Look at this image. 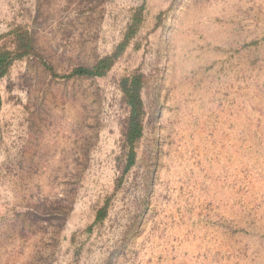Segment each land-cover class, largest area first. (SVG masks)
<instances>
[{
	"label": "rangeland",
	"instance_id": "1",
	"mask_svg": "<svg viewBox=\"0 0 264 264\" xmlns=\"http://www.w3.org/2000/svg\"><path fill=\"white\" fill-rule=\"evenodd\" d=\"M193 1L0 0V51L13 50L18 30L32 46L0 80V264L127 263L144 233L168 224L178 233L179 217L154 215L168 192L178 205V180L168 185L164 172L226 169L229 150L246 144V120L257 152L264 0ZM138 11L104 76L71 77L110 56ZM135 77L141 137L126 169L130 108L120 82ZM178 241L172 235V261Z\"/></svg>",
	"mask_w": 264,
	"mask_h": 264
},
{
	"label": "crops",
	"instance_id": "2",
	"mask_svg": "<svg viewBox=\"0 0 264 264\" xmlns=\"http://www.w3.org/2000/svg\"><path fill=\"white\" fill-rule=\"evenodd\" d=\"M252 129L246 120L242 128L246 144L229 150L226 169L209 166L201 176H191L185 166L164 172L168 185L178 180V193L173 196L178 205L168 192L157 199L154 215L167 218L166 223L179 217L178 233H172L170 224L144 233L143 247L126 256L124 264H264V123L259 124L257 152L251 149ZM212 131L222 134L219 128ZM172 235L179 239L174 261L169 256ZM163 241L168 243L167 251L156 247Z\"/></svg>",
	"mask_w": 264,
	"mask_h": 264
},
{
	"label": "trees",
	"instance_id": "3",
	"mask_svg": "<svg viewBox=\"0 0 264 264\" xmlns=\"http://www.w3.org/2000/svg\"><path fill=\"white\" fill-rule=\"evenodd\" d=\"M142 21L141 12H135L132 16L131 24L129 25L123 41L117 46L115 51L107 57L102 58L92 69H76L72 72L71 77L86 76V77H102L111 68L114 61L120 56L129 40L135 34L137 26ZM13 50L0 51V80L6 76L8 68L13 61L22 59L31 54V40L27 32L18 30L14 33ZM140 78H123L120 82V88L123 92V99L130 108V114L127 123V131L125 134L126 143L130 147L127 158L126 169H129L134 164V144L141 137V117H142V101L140 98ZM103 209L98 212L96 220L103 217ZM100 213V214H99Z\"/></svg>",
	"mask_w": 264,
	"mask_h": 264
},
{
	"label": "bare ground",
	"instance_id": "4",
	"mask_svg": "<svg viewBox=\"0 0 264 264\" xmlns=\"http://www.w3.org/2000/svg\"><path fill=\"white\" fill-rule=\"evenodd\" d=\"M193 1V0H192ZM221 1V0H220ZM187 2V1H186ZM194 2V1H193ZM191 3V2H190ZM199 3V2H198ZM206 3V2H205ZM196 4H197V2H196ZM219 5V4H218ZM188 7V6H187ZM240 10H241V8H240ZM183 11V10H182ZM200 12V11H199ZM182 15V14H181ZM216 17V16H215ZM221 19V18H220ZM223 20V19H222ZM226 21V20H225ZM237 21V20H236ZM217 22V21H216ZM213 23V22H212ZM215 23V22H214ZM219 24V23H218ZM233 28V27H232ZM198 36V35H197ZM200 37H201V35H200ZM203 40V39H202ZM166 44H167V42H166ZM209 44V43H208ZM161 47V46H160ZM211 48V47H210ZM218 48V47H217ZM208 49H209V47H208ZM226 49V48H225ZM250 199V198H249ZM236 208V207H235ZM237 209V208H236ZM238 210V209H237ZM257 216V215H256ZM264 219V218H263ZM177 231V230H176ZM196 245V244H195ZM192 246V245H191ZM195 247V246H194ZM204 248V247H203ZM206 248V247H205ZM196 249V248H195ZM204 250V249H203ZM192 254V253H191ZM196 254V253H195ZM185 261V260H184Z\"/></svg>",
	"mask_w": 264,
	"mask_h": 264
}]
</instances>
